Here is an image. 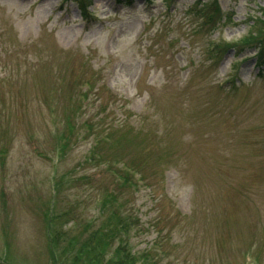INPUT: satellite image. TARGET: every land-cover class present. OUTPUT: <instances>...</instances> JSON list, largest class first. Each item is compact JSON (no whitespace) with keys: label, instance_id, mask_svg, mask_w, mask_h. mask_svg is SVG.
I'll return each mask as SVG.
<instances>
[{"label":"rangeland","instance_id":"obj_1","mask_svg":"<svg viewBox=\"0 0 264 264\" xmlns=\"http://www.w3.org/2000/svg\"><path fill=\"white\" fill-rule=\"evenodd\" d=\"M207 1L86 0L84 16L76 1L0 0V264H105L88 252L106 192L132 215L131 251H163L145 263L264 264V69L248 46L264 0H218L227 23L213 32L195 14ZM215 42L237 44L221 64ZM49 98L60 121L75 119L64 155ZM102 130L115 145L89 164ZM117 160L139 171L128 186Z\"/></svg>","mask_w":264,"mask_h":264},{"label":"trees","instance_id":"obj_2","mask_svg":"<svg viewBox=\"0 0 264 264\" xmlns=\"http://www.w3.org/2000/svg\"><path fill=\"white\" fill-rule=\"evenodd\" d=\"M264 11V10H263ZM200 16L204 18L203 27L207 28H216L217 24L219 22H222L225 16H223L220 8L217 6V0H208V2L205 5L204 10H198L197 11ZM255 27L258 28L257 34H254L255 42L248 44V46L255 47L258 49L257 53V61L260 65L264 64V24L263 27L262 24L258 25L256 22L254 23ZM257 40V38H261ZM237 44L234 43H225L222 46H219L221 48L220 52L223 54L229 49L235 48ZM106 222V230L108 233H104V230H102V233H99L96 236V251L98 253H91L90 259L93 261H100L101 258H103L104 254L106 253V261L104 260L105 264H133V261H129L128 256L123 252L122 247V241L119 238L118 233V227L114 224L116 222L120 223L122 220V216L119 210L115 209V211L112 212L111 217L107 219ZM119 244V245H118ZM117 245V247H115ZM115 247V248H114ZM95 255V257H93ZM54 259V258H53ZM86 260V259H85ZM87 261V260H86ZM55 262V261H54Z\"/></svg>","mask_w":264,"mask_h":264}]
</instances>
